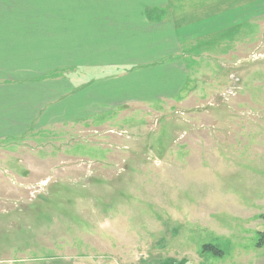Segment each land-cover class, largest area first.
Here are the masks:
<instances>
[{
  "label": "rangeland",
  "instance_id": "obj_1",
  "mask_svg": "<svg viewBox=\"0 0 264 264\" xmlns=\"http://www.w3.org/2000/svg\"><path fill=\"white\" fill-rule=\"evenodd\" d=\"M245 26L189 50L174 101L1 142L0 263L244 264L261 253L264 21Z\"/></svg>",
  "mask_w": 264,
  "mask_h": 264
},
{
  "label": "crops",
  "instance_id": "obj_2",
  "mask_svg": "<svg viewBox=\"0 0 264 264\" xmlns=\"http://www.w3.org/2000/svg\"><path fill=\"white\" fill-rule=\"evenodd\" d=\"M263 21L264 0H0V143L174 101L192 47Z\"/></svg>",
  "mask_w": 264,
  "mask_h": 264
},
{
  "label": "trees",
  "instance_id": "obj_3",
  "mask_svg": "<svg viewBox=\"0 0 264 264\" xmlns=\"http://www.w3.org/2000/svg\"><path fill=\"white\" fill-rule=\"evenodd\" d=\"M262 220L264 221V214L261 215ZM264 245V232H260V240L258 242V247H262ZM203 252H209L213 254L216 257H222L223 256V251L220 250L219 248L215 247L212 244H205L202 247Z\"/></svg>",
  "mask_w": 264,
  "mask_h": 264
}]
</instances>
